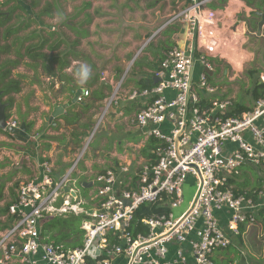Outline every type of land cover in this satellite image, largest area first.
<instances>
[{"label":"built area","instance_id":"1","mask_svg":"<svg viewBox=\"0 0 264 264\" xmlns=\"http://www.w3.org/2000/svg\"><path fill=\"white\" fill-rule=\"evenodd\" d=\"M217 1L175 0L177 8L161 29L183 26L187 48L170 49L156 72L158 83L130 96L151 99L131 125L160 142L156 160L132 176L128 166L101 173L90 211L81 207L82 201L71 204L77 198L68 190L81 156L59 181L53 179L51 165L44 164L42 178L21 184L8 208L12 224L0 234V264H114L118 259L123 264H216V254L234 245L241 228L258 222L263 192L238 191L231 176L247 165L264 170V96L251 109L231 116V99L203 101L197 92H217L207 73L213 71L209 57H217L222 45L216 30L220 14L211 8ZM196 62L205 68L197 84ZM261 82L264 85V76ZM121 86L106 100L89 141L118 105ZM89 94L85 91L77 102L83 103ZM19 127L8 120L5 131ZM188 182L195 191L184 208ZM59 198L64 200L57 207ZM145 205L163 212L144 217L143 232L134 221ZM69 211L85 216L83 245L65 250L46 241L41 226L47 215ZM224 211L225 228L219 215Z\"/></svg>","mask_w":264,"mask_h":264},{"label":"crops","instance_id":"2","mask_svg":"<svg viewBox=\"0 0 264 264\" xmlns=\"http://www.w3.org/2000/svg\"><path fill=\"white\" fill-rule=\"evenodd\" d=\"M116 1L3 0L0 4V91L3 101L10 104L8 119L25 124L31 137L25 143L0 130V234L12 224L8 208L20 185L41 179L44 164L51 165L52 177L59 181L81 156L68 184L70 194L78 198L80 190L89 196L96 193L95 182L101 173L128 166L132 176L143 164L156 160L160 142L131 125L151 99L132 100L130 96L158 83L156 72L168 51L176 46L187 48V31L178 24L161 29L163 20L177 8L175 0H124L118 11ZM249 1L218 0L211 5L220 14L216 30L222 45L218 56L210 60V83L215 74L221 76L222 63L237 72L246 64V55H250L244 47L246 34L259 21L254 16L255 0ZM137 6L143 7L139 11L144 19H134ZM121 12L127 16L122 24L114 21ZM252 18L255 20L250 22ZM263 36L264 29L261 36L257 33L258 39ZM31 48L35 49L28 56ZM33 52L44 57L35 59ZM80 63L91 67V76L83 85L74 77ZM203 71L202 65L195 64L194 79ZM235 77L237 74L231 78L224 71L222 78L232 83ZM12 82L18 83L19 92L7 93ZM121 82L118 105L99 131L100 144L94 145L89 139L97 118ZM147 85L150 87L144 88ZM216 88L214 95L197 92L203 101H212L224 92L218 93ZM79 91L90 93L83 103L74 102ZM219 215L225 228L228 212Z\"/></svg>","mask_w":264,"mask_h":264},{"label":"rangeland","instance_id":"3","mask_svg":"<svg viewBox=\"0 0 264 264\" xmlns=\"http://www.w3.org/2000/svg\"><path fill=\"white\" fill-rule=\"evenodd\" d=\"M123 2L124 0H118L116 10L118 11V7L120 6V2ZM149 1V0H148ZM259 2V1H258ZM256 0L253 1V6H256L258 3ZM2 3V2H1ZM0 3V4H1ZM119 5V6H118ZM142 7V6H140ZM139 6L135 7V12H138L134 19H144L143 11H139ZM73 10V6L71 7ZM143 9V7H142ZM168 19H164L163 24ZM252 20H255V18H252ZM114 21H118L121 23H125L127 21V16H123L122 12L117 13V15L114 17ZM258 22V20H257ZM122 24V23H121ZM125 28L124 26L122 27ZM257 25H254L250 31L246 34V44L244 45L246 51H250V55H246V64L243 66V69L241 72H237L230 68L226 63L223 64V71L221 72V76L218 73L215 74L211 79L210 85L217 86L218 87V93L221 91H224L221 95L222 99H231L233 104L235 106L234 109L240 108V107H246L247 109H251L256 99L254 98L253 92L256 88V86H264L263 84L260 85L261 77L264 76V36L262 38H257ZM263 32V31H262ZM213 62V59L209 57V61ZM242 60H245L243 58ZM197 66L200 65L199 62H196ZM242 64V61L236 64V68H240ZM227 71L228 76L231 78H234V76L237 74V77H235V80L232 83H227L225 78L223 77V72ZM198 73L195 74L194 82L197 84L199 76H197ZM262 83V82H261ZM199 91V89H198ZM210 95V94H207ZM232 108V109H233ZM233 109V110H234ZM232 111V110H231ZM102 140V133L97 132L94 138L92 139L94 145L100 144V141ZM121 168V167H120ZM118 169V172L120 170ZM243 171V172H242ZM247 174L250 179V185L245 189L244 191L247 192H254L256 190L255 185L260 184L262 187V192L264 196V170L262 168H254L252 170L245 169L240 170L238 174L231 176V181H235L233 184L235 189H238V184H243L244 178L242 179V175ZM239 176V178H238ZM189 181H192L189 179ZM195 191V185L187 183L185 187V196H186V203L184 205V208L187 206L188 201L191 199L193 193ZM240 191V190H239ZM96 194V193H95ZM89 196L88 193H84L83 190H80L78 192V198L72 199L71 204H76L79 201H82L81 207L86 209L87 211L91 210L90 200L91 197L95 196ZM64 198H59L57 207H59ZM178 213V211H177ZM85 216L83 214H76L73 211H69L64 214H51L47 215L42 222V233L44 238H49V240L55 241V237L63 239V237H69L70 234H77L81 233L80 230H82V225L84 224ZM251 231L244 234L242 238L235 239L234 245L231 247H234L233 249L237 250V253L235 251H232L229 255H226V253H221L216 255L217 257L223 255L225 257V260H230L231 264H264V217L263 219L260 218L258 222L250 227ZM249 229V228H248ZM75 236V235H74ZM73 237V236H72ZM72 237L69 239H66L65 242H63L65 245H69V242H72ZM69 241V242H68ZM259 243L263 244V247L259 248ZM257 245V246H256ZM117 264H123V260L120 259ZM115 264V263H114Z\"/></svg>","mask_w":264,"mask_h":264},{"label":"trees","instance_id":"4","mask_svg":"<svg viewBox=\"0 0 264 264\" xmlns=\"http://www.w3.org/2000/svg\"><path fill=\"white\" fill-rule=\"evenodd\" d=\"M248 2H249V4H250V1L248 0ZM264 7V0H262L261 2H259L257 5H256V10H261L262 8ZM33 49H35V48H31L30 49V51H28L27 52V55L28 56H31V50H33ZM34 54H35V52H33ZM33 58H35V59H37V58H43L44 56L42 55V54H35V55H33L32 56ZM146 87H150V86H144V88H146ZM7 93H9V92H11V91H14L15 93H17V92H19L20 91V88H19V86H18V83H15V82H12L11 84H10V86L7 88ZM253 95H254V98L257 100L258 98H260V97H262V96H264V86H256V88H255V90H254V92H253ZM234 106H235V104H234ZM234 109V108H233ZM232 109V111L230 112V114L229 115H231V116H239V115H241L243 112H246L247 110H249V109H247L246 107H240V108H235L234 110ZM12 136V135H11ZM159 144V143H158ZM250 169V170H252V169H254L255 167H253V166H251V165H247V166H243L242 168H241V170H245V169ZM243 172V171H242ZM242 177V179L244 178V182H243V184H241V183H239L238 184V182H237V187H238V189H236V190H240V191H244L245 189H243V188H246V187H248L249 185H250V179H249V177H248V175L245 173L244 175H242L241 176ZM238 178H239V176H238ZM235 181H237L236 179L235 180H233V181H231L233 184L235 183ZM255 188H256V190L254 191V192H256V194L258 193V192H262V187H261V185L259 184H256L255 185ZM254 192H249V195H252ZM256 194H255V196H256ZM160 212H163V209H161V208H158L156 205H153V206H151V205H145V206H142L140 209H139V211L137 212V214H136V217H135V221H134V224L138 227V229H139V231H143V232H145V228L144 227H142V225H141V220L144 218V217H147V216H150V215H152L153 213H160ZM263 217H264V210L263 211H261L260 212V215H259V219L260 218H262L263 219ZM254 226V225H253ZM250 227H252V226H250ZM250 227H242L241 228V232H242V235L240 236V238H242L243 237V235L245 234L246 235V233L248 232H250L251 231V228ZM249 228V229H248ZM81 231V233L79 234V233H77V234H70L69 235V237H63V239H61V238H58V237H55V241H52V240H49V238H44L46 241H48V242H51V243H53L54 245H56V246H62L65 250H68V249H76V248H79V247H81L82 245H83V231L82 230H80ZM75 235V236H74ZM42 236H43V233H42ZM73 236V237H72ZM72 237V242H69V245H65L63 242H65L66 241V239H69V238H71ZM239 239V238H238ZM259 245V248L260 247H263V244L262 243H259L258 244ZM257 246V245H256ZM234 247H230V248H228V249H226V250H224V251H222L221 253H226V255H229L232 251H235L236 253H237V250H235V249H233ZM216 264H231L230 263V260H228V259H224V260H222V261H219V260H217L216 261Z\"/></svg>","mask_w":264,"mask_h":264},{"label":"water","instance_id":"5","mask_svg":"<svg viewBox=\"0 0 264 264\" xmlns=\"http://www.w3.org/2000/svg\"><path fill=\"white\" fill-rule=\"evenodd\" d=\"M254 16L259 19L257 23V33L259 36L262 35V31L264 29V7L261 10L254 11ZM83 92H77L75 95L74 102H77V98L81 95ZM4 92L0 91V130H4L7 127V121H8V108L9 103L3 101ZM56 115V112L53 114L52 118H54ZM49 122V121H48ZM9 134L15 136L18 140L28 143L31 139L30 135L27 133V128L25 124H22L19 128H9L7 131ZM30 144V143H29ZM67 191V190H66Z\"/></svg>","mask_w":264,"mask_h":264},{"label":"clouds","instance_id":"6","mask_svg":"<svg viewBox=\"0 0 264 264\" xmlns=\"http://www.w3.org/2000/svg\"><path fill=\"white\" fill-rule=\"evenodd\" d=\"M90 76L91 67L87 64L80 63L79 67L74 70V77L80 85L85 84Z\"/></svg>","mask_w":264,"mask_h":264},{"label":"bare ground","instance_id":"7","mask_svg":"<svg viewBox=\"0 0 264 264\" xmlns=\"http://www.w3.org/2000/svg\"><path fill=\"white\" fill-rule=\"evenodd\" d=\"M68 205L66 204L64 207H63V210H68V207H67Z\"/></svg>","mask_w":264,"mask_h":264},{"label":"flooded vegetation","instance_id":"8","mask_svg":"<svg viewBox=\"0 0 264 264\" xmlns=\"http://www.w3.org/2000/svg\"><path fill=\"white\" fill-rule=\"evenodd\" d=\"M250 22H251V20H250Z\"/></svg>","mask_w":264,"mask_h":264}]
</instances>
